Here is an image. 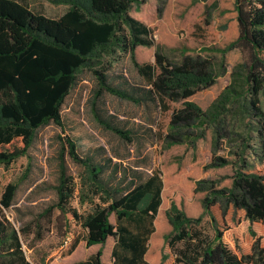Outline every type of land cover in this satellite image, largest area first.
Wrapping results in <instances>:
<instances>
[{"label": "trees", "instance_id": "trees-1", "mask_svg": "<svg viewBox=\"0 0 264 264\" xmlns=\"http://www.w3.org/2000/svg\"><path fill=\"white\" fill-rule=\"evenodd\" d=\"M50 1L67 8L59 17L51 18L33 12L18 0H0V165L8 166L26 155L39 127L51 123L62 126V105L83 69L96 79L95 97L108 92L138 105L182 100V107L171 113L165 135L168 144L193 142L203 136V132L194 130L202 131L209 124L213 149L221 135H230L232 140L238 137L240 144L230 152L233 158L216 157L211 163L231 165L229 187L217 188L214 181L203 180L195 188L206 193L203 215L209 217L211 236L203 231L202 214L188 216L174 202L167 209L171 230L164 239L174 256L172 264H264V122L252 127L239 118L250 113L263 117L259 99L264 93V0H233L237 35L222 50L237 49L241 54L239 72L246 84L247 102L239 105L236 92L229 86L208 111L188 99L214 83L216 72L210 58L183 54L170 60L156 52L154 65L136 60L138 46L155 44L152 29L129 13L138 0ZM115 55L128 56L137 72L146 77L147 86L126 89L113 85L105 72L111 65L105 57L116 61ZM94 116L106 129L132 141L129 130L110 124L97 112ZM254 131L256 136L252 137ZM251 138L253 146L249 145ZM66 139L70 158L85 171L78 203L87 202L90 208L80 213L71 206L76 184L60 153L57 183L53 186L57 199L39 217H47L50 223L52 211L57 209V217L63 222L57 220L56 228L64 232L71 217L85 231L87 247L114 238L110 262L102 261L98 250L72 264H150L145 254L161 203L160 171L138 173L126 183L112 185L101 176L112 158L102 163L90 156L82 158L75 142ZM15 191L16 185L8 183L0 197V264H33L22 247V236L29 233V225L17 228L3 211L12 204ZM100 192L104 197L97 202L94 197ZM111 215L115 224L110 221ZM244 223L250 239L238 234L237 227ZM37 224L35 236L41 239L43 227ZM77 243H71L69 253Z\"/></svg>", "mask_w": 264, "mask_h": 264}, {"label": "rangeland", "instance_id": "rangeland-1", "mask_svg": "<svg viewBox=\"0 0 264 264\" xmlns=\"http://www.w3.org/2000/svg\"><path fill=\"white\" fill-rule=\"evenodd\" d=\"M18 1L33 12L51 18L59 17L67 8L63 3L50 0ZM129 13L152 29L155 41L153 46L136 48L135 57L139 63L154 65L156 52L170 60H176L183 54H200L212 60L216 72L214 83L197 90L189 101L196 103L203 111H208L230 86L236 92L239 105L247 102L246 84L239 72L241 54L237 49L222 51L237 35L233 0H138L132 4ZM261 55L264 58V51ZM115 58L116 61H111L110 57H105L111 64L105 72L113 85L126 89L132 85L147 86L146 77L137 72L128 56L115 55ZM95 85L93 73L88 69L81 70L76 85L62 105V126L51 123L39 127L26 155L18 157L8 166L0 165V197L8 183L16 185L12 204L3 211L17 228L29 225V233L22 236V247L33 264H72L98 250L101 251L102 261H111L113 237H108L104 244L90 247L80 241L69 253L75 235L81 234L82 228L78 224L74 225V220L69 217L66 231H58L56 225L62 223L63 219L57 217V209L52 211L50 223L47 217H39L57 199L53 186L57 183L60 153H63L67 171L76 184L71 206L80 213L90 208L87 202L78 203L81 176L85 175V171L68 154L66 138L70 137L80 157L90 156L93 161L101 163L106 158H112L101 174L112 185L126 183L138 173L144 175L153 170L161 172L164 204L156 217L155 231L149 238L145 257L150 264H172L174 256L164 239L171 230L166 218L167 209L174 202L180 209L184 208L197 216L203 215V210L199 212L198 207L206 193L195 188L203 180L214 181L217 188L230 186L233 172L231 165L211 163L216 157L233 158L230 152L236 149L240 140L235 136L232 138L237 139L232 140L230 135H221L213 149L214 138L209 124L202 131L194 130V133L203 132V136L193 142L168 144L165 135L169 132L171 113L182 107V100L165 101L160 105H138L108 92L95 97ZM259 100L263 117L251 113L239 117L252 127L259 126L260 121L264 122V93ZM95 112L110 124L129 130L132 141H125L99 124ZM251 136L255 137L256 132ZM253 144L251 138L249 145ZM247 158L253 161L252 157ZM102 197L104 193L100 192L94 199L98 202ZM110 221L115 224L112 215ZM39 222L43 227L41 239L35 236ZM201 225L204 233L209 236L213 234L207 215H203ZM62 229L65 230L64 226ZM237 231L240 237L251 238L247 223L237 227Z\"/></svg>", "mask_w": 264, "mask_h": 264}, {"label": "crops", "instance_id": "crops-1", "mask_svg": "<svg viewBox=\"0 0 264 264\" xmlns=\"http://www.w3.org/2000/svg\"><path fill=\"white\" fill-rule=\"evenodd\" d=\"M160 176H161V179H162V183H163V187H162V190H161V203H160V205H159V207H158V211H157V214H156V217H157V215H158V212H159V210H160V208L162 207V205L164 204V181H163V178H162V175H161V172H160ZM202 201V200H201ZM198 209H200L199 210V212H201L202 210H203V206H202V204H200V206L198 207ZM183 210L185 211V213L188 215V216H192V217H197V215H195V214H192V213H189L187 210H185L184 208H183ZM156 217H155V220H156ZM155 220H154V227H155ZM70 223V222H69ZM74 225H76V223L74 222ZM155 231V230H154ZM154 233V232H153ZM152 233V234H153ZM151 234V235H152ZM84 235H85V231L82 229L81 230V234H78V235H75V238L73 239V241H75V240H78V243L80 242V241H84ZM151 237V236H150ZM72 241V242H73ZM85 242V241H84ZM78 243H77V245H78ZM76 245V246H77ZM96 245V244H95ZM93 246V245H92ZM76 248V247H75ZM112 248V247H111ZM147 250H148V248H147ZM146 253H147V251H146ZM145 256H146V254H145ZM145 259H146V257H145Z\"/></svg>", "mask_w": 264, "mask_h": 264}]
</instances>
